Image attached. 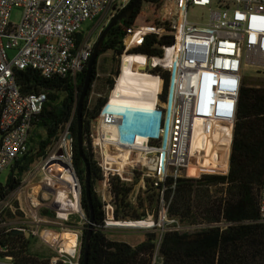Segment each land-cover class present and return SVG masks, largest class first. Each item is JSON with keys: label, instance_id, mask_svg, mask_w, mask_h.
<instances>
[{"label": "built area", "instance_id": "1", "mask_svg": "<svg viewBox=\"0 0 264 264\" xmlns=\"http://www.w3.org/2000/svg\"><path fill=\"white\" fill-rule=\"evenodd\" d=\"M131 1L0 0V174L10 170L27 153L33 123L47 102L45 93L23 94L16 82L15 70L33 69L47 79L67 75L75 78L92 56L96 29L103 23L108 25ZM14 8L24 11L19 25L11 22ZM196 8L203 14L199 19L191 20L189 13ZM89 21L97 23L90 32H85L84 24ZM137 31L140 37L134 44L142 40V30ZM155 32L160 37H171V46L165 47L159 57H141L148 59V71L157 68L166 72L171 82L167 101L162 102L164 115L160 114V132L138 150L139 159L134 162L146 169L145 174L135 171L142 189L145 190L147 182L151 181L161 190L160 225L167 221L174 224V228L162 230L160 244L165 231L185 230L176 220L168 218L167 181L229 173L238 103L246 77L243 71L249 68L264 73V0H164L160 25ZM130 38H134V33L128 41ZM10 51L15 53L13 58ZM156 78L161 83L159 96L164 89V80L160 76ZM107 106L97 122L100 140L109 147L111 143L106 142L105 128L117 125L118 120ZM220 124L227 130L229 127L227 133H222L224 149H227L226 168L206 169L202 165H193V153L200 154L193 148L197 133L200 143L204 144L218 135ZM69 134L67 128L62 137L71 150L73 141L68 139ZM192 169L198 175H193ZM0 184L3 186V190L0 189V238L4 231L13 234L18 229L27 233L23 228L3 222L13 198L6 184ZM174 188L175 184L171 186ZM110 197L109 203L103 199L107 214L101 227L104 232L155 226L149 216L143 221L116 220V207L111 211V219L107 207L114 201L111 194ZM31 203L35 206L34 201ZM144 222H150L149 226H120ZM259 222L264 223V184ZM77 240L73 254L61 248L51 259V264H80L83 235L80 248L78 235ZM7 252L8 246L0 244V254ZM8 259L12 260L11 257ZM157 259L156 255L154 264Z\"/></svg>", "mask_w": 264, "mask_h": 264}, {"label": "trees", "instance_id": "2", "mask_svg": "<svg viewBox=\"0 0 264 264\" xmlns=\"http://www.w3.org/2000/svg\"><path fill=\"white\" fill-rule=\"evenodd\" d=\"M163 2L142 0L129 19L118 22L108 33L84 103V141L87 144L84 150L90 160L95 224L88 264H154L156 255L162 264H264V223L259 222V203L264 184V82L249 85L244 80L238 103L229 173L167 181L169 188L165 200L169 204L168 218L176 220L185 228L184 231H165L160 244L158 234L151 233L144 242L133 246L110 240L101 228L107 217L106 204L97 193L96 185L104 181V171L89 150L92 142L91 124L102 117L109 103L107 95L93 103L90 101L94 85L99 80L100 58L112 53L113 60L118 64L115 72L106 79L108 92H111L115 90V78L120 75L119 61L124 55L149 58L161 56L163 49L172 44L171 37H160L155 32L160 25ZM144 6H148L145 13ZM138 29L142 30V40L127 47L128 38ZM88 63L75 78L67 75L47 79L33 69L15 70L14 76L22 93H45L47 102L33 123L27 153L15 162L6 182V188L11 191L20 186L24 177L39 161L48 157V151L69 128V133L74 135L73 167L82 184L81 207L88 218L87 229L83 231L80 264H83L85 237L91 219V209L84 189L86 166L79 155L77 136L78 97L84 87ZM148 73L164 80L159 100L166 102L170 75L157 68ZM160 120L161 115L156 111L153 123L159 130ZM109 184L116 206V220L143 221L148 216L145 213L148 205L155 206V211L158 207L155 215L159 217L161 190L155 187L154 182H147L146 189L135 203L129 199L132 186H128L122 178L109 177ZM173 184L175 188L171 189ZM0 189L3 190L1 184ZM44 213L48 211L44 210ZM25 217L23 208L11 205L4 214L3 222L9 223L10 220ZM29 242L21 234L13 235L12 232L4 231L0 244L8 246V252L0 254V257H11L16 264H48V261L40 262L27 253Z\"/></svg>", "mask_w": 264, "mask_h": 264}, {"label": "rangeland", "instance_id": "3", "mask_svg": "<svg viewBox=\"0 0 264 264\" xmlns=\"http://www.w3.org/2000/svg\"><path fill=\"white\" fill-rule=\"evenodd\" d=\"M147 10H148V6H144V13ZM23 13L24 11L22 8H14L11 14V22L13 24L19 25L22 21ZM202 14L203 11L199 8H196L190 11L189 18L191 20H197L200 18ZM96 23L97 21L87 22L86 24H84L83 30L85 32L87 31L90 32L94 28ZM106 26L107 23H103L102 25L99 26V28L96 29V32L94 33L93 36L95 42H97L101 32ZM139 37H140V32L135 31L134 38H130L129 41H127V47H130L132 44H134V41L137 40V38ZM9 54L11 58H13L15 55V53L12 51H10ZM130 56L141 57V55L140 56L130 55ZM143 58H145L146 61L145 67L144 69H137L136 73H142L154 78V76L147 73L149 68L148 59L146 57ZM122 62H123V57L120 58L119 61L120 76L115 78L116 80L115 90L108 92L106 79L115 72L118 64L116 61L113 60L112 53L105 54L100 58L99 80L95 83L90 97V101L92 103L95 102V100L98 99L99 97H105L106 95L109 97V102H110L111 98H113L114 96V93H116L117 90H120V88L117 87L119 84L123 83L124 81L126 82L128 81V83H130V80L128 79L129 74L127 72L130 65L129 63L126 62L122 64ZM243 73L246 76L245 79L246 81L249 82V85H252L253 83L256 82L257 83L264 82V73H261L260 71H255L253 69L247 68L244 69ZM153 84H155V82H153ZM120 93H122L124 96H128V94H125L122 91H120ZM129 108L131 110L130 115H127V113H125L124 111L109 110L111 113L114 114V116L118 120V123L116 125L118 127L117 129L118 133L115 135V140L111 143L109 147H106V143L103 144V142L100 140L98 133V131L100 130V124L98 122H93L91 124L90 138L92 142L91 145L89 146V150L92 153L94 160L97 161L104 170V181L96 185V190L97 193L100 196H102V198L108 203L111 201V197L109 194L110 193L109 177L118 176L122 178V180L128 186H132L133 191L129 196V199L132 203L138 201V196L142 194L144 191L142 189V184L140 179H138L137 176L135 175V171L145 174L146 169L143 168L141 165H138L134 161H138L139 152H140L138 150H142L144 148L146 144L145 141L147 139L144 134L140 133L138 134L137 140H133V137L129 132L130 126L133 129L136 127L138 128V124L136 123L138 119L134 117L135 108L134 107L132 108L131 106L130 107L127 106V110ZM156 110L159 114L164 115V113H162L163 103L159 100V96H158V104L156 106ZM139 122L140 124H142V120H140ZM117 130L115 131V129H113L112 131L117 132ZM62 143L67 144V141L65 140V138L61 136L59 141L56 142L53 145V147L48 151V157L46 159H42L41 161H39L32 168V170L24 177V180L21 183V185L15 188L14 190H12V198H13L12 205H14V207L18 205L20 208H23L25 210L26 217L23 219L17 218L10 220L9 223L12 224L11 227L13 226L14 228H23L26 230L27 233L30 234V235H28L27 233L22 234L23 236H25L26 239L30 240L27 253L32 254L40 262L48 261V264H51V259L57 256V252L62 248V243L57 242L54 245H50L43 238V234L50 231L58 232V233L71 231L80 237L79 240V248H80L83 231L87 229V224H88V218L81 207V195H79V191L77 189L79 186L78 184L76 186H72L68 184L70 178L75 176V171L73 167V157H72L73 150L72 149L70 150L69 145L68 148L65 146L61 147ZM59 151H63L62 156L58 155ZM224 155L225 156L222 157V155L215 154L209 150L205 152H201L197 165L199 166L202 165V167H206V169H223L226 163L225 162L226 154ZM49 160L54 161V163L51 166L46 167V164ZM125 161H130V162L129 163L127 162L125 164ZM67 162H69L70 168L66 166ZM62 169H64L65 171H69L71 169L70 170L71 174L69 175L68 178H66L65 175L62 173ZM9 173L10 170H6L0 174L1 183L6 184L9 177ZM191 173L193 175H198L197 171L193 169ZM53 180L55 181L54 183ZM61 181L64 182L65 184L64 183L61 184ZM45 183L48 186L51 185V188L46 187ZM62 185H64V187ZM65 188H67V192ZM70 192L75 196V198L78 199L80 198V212L71 216H69V214L64 211H65V207L67 206H71V207L73 206L75 209L74 204L73 203H71V205L69 203L63 204L64 202L71 201V199L67 200L68 198L67 193ZM54 200L56 201V203L59 204V207L61 203L63 204L61 206V209H58V212H57V207L54 205ZM31 201L35 202V206L31 203ZM114 207H116L114 203L108 204L107 207L108 210L110 209L109 211H110L111 219H112L111 211L113 210ZM161 207H162V203H160L159 211ZM74 209L69 212H73ZM155 209H156L155 206L151 207L148 205V208H146L145 210V213H147L149 216V218L148 216L147 218L155 222V226L153 228H149V229L144 228L138 230L123 229V230H119V232L111 231V232H107V237L110 240L126 242L133 246L144 242L147 235L151 233H157L159 239L162 230L174 228L172 227V225L174 224L171 221H167L168 223L163 224V226H161L159 217H156L155 215V212L158 210V207L156 211ZM44 210H47L48 213L45 214ZM58 213H59V217H58ZM0 264H16V263L6 257H0ZM157 264H162V261L159 258L157 259Z\"/></svg>", "mask_w": 264, "mask_h": 264}, {"label": "bare ground", "instance_id": "4", "mask_svg": "<svg viewBox=\"0 0 264 264\" xmlns=\"http://www.w3.org/2000/svg\"><path fill=\"white\" fill-rule=\"evenodd\" d=\"M125 62L129 63L131 66V69L128 71L129 77L128 79L130 80V83H128V81H124L123 83L119 84L117 87L120 88V90H117L116 93H114L113 98H111L110 102L108 103L107 106V110H114V111H124L125 113H127V115H130V108L127 110V106L128 107H134L135 111H134V117H136L137 120V124H138V128L136 131L130 126V133L131 136L133 137V140H137L138 134L142 133L146 136V141L145 143L148 141V139L150 137L153 136H157L160 132L159 129L154 127V116L156 113V106L158 104V93L160 91V80H158L157 78H153L150 77L148 75L142 74V73H136L137 69H144L146 61L145 58L143 57H135V56H124L123 57V62L122 64H124ZM153 82H155V84H153ZM117 88V89H118ZM120 91L124 92L125 94H128V96H124L122 93H120ZM133 113V112H132ZM129 117V116H128ZM140 120H142V124H140ZM113 129H115V131L118 129V127L116 125L111 126L109 128H105L106 131V137H107V143H112L115 140V135L118 133L112 131ZM218 135H216L214 138H211L210 140L207 139L205 141V143H200L199 141V134L197 133V137H196V141L194 142V151L199 152L201 154V152H205L207 150L215 153V154H220L222 155V157H224L227 152V149H224V141L222 139V133H227V127L225 125H219L218 126ZM227 130V131H226ZM226 131V132H225ZM120 139V138H119ZM116 144V143H115ZM67 147L68 148V144L66 143H62L61 147ZM198 155H192L191 157V161L192 164L195 166H199L197 165L199 156ZM113 158V157H111ZM128 161H125V164ZM124 164V165H125ZM67 166L70 168V164L69 162H67ZM226 168V163L223 167V169ZM71 170V169H70ZM65 171L64 169H62V173L65 175L66 178L69 177V175L71 174V171ZM50 178V177H49ZM50 181V180H49ZM55 181L53 180V183ZM64 183L61 181V184ZM50 184V183H49ZM65 184V183H64ZM72 186H76L78 184V191H79V195H80V185L78 183V180L76 178V176H73L70 178L69 183ZM46 187L51 188V185H47L45 183ZM64 187V185H62ZM66 192H67V188H65ZM68 194V198L67 200L71 199L70 202H64L65 203H69L71 205V203L74 204V207L72 206H67L65 207V211L66 213L69 214V216L71 215H75L78 212H80V198H75V196L70 192L67 193ZM73 200V201H72ZM61 203L60 207L59 204L56 203V201L54 200V205L57 207V212L58 209H61V206L63 205ZM74 209L73 212H69L72 211ZM58 217H59V213H58ZM67 220V219H66ZM150 222H144V223H140V224H132V225H120V226H149ZM43 238L46 240L47 243L54 245L57 242L62 243V248L70 253L73 254L75 248L77 247V235L71 231H65L64 233H58V232H46L43 234Z\"/></svg>", "mask_w": 264, "mask_h": 264}, {"label": "water", "instance_id": "5", "mask_svg": "<svg viewBox=\"0 0 264 264\" xmlns=\"http://www.w3.org/2000/svg\"><path fill=\"white\" fill-rule=\"evenodd\" d=\"M142 2V0H133L132 3H130L122 12L118 13L112 20L111 22L103 29V31L101 32L91 59L87 65V71H86V77H85V82H84V87L83 90L80 94V97H78V109H77V123H78V129H77V136H78V147H79V155L81 156V158L84 161V164L86 166V179H85V193H86V197L91 209V219L89 220V227H88V232L87 235L85 237V249H84V257H83V264H88L89 263V251H90V242L92 239V235L94 233V228H95V224H94V208H93V201H92V178H91V169H90V160L88 159V157L85 154V141H84V123H83V108H84V103L85 100L88 96L89 90L91 88L92 85V80H93V76H94V71L96 68V64H97V60L98 57L100 55V52L102 50L104 41L108 35V33L112 30V28L120 21L124 20V19H129L131 17V15L133 14V12L135 11V9L137 8V6ZM74 135L72 133L69 134L68 139L73 141ZM58 155L62 156L63 155V151H59ZM54 163V161L49 160L46 164V167L51 166ZM67 166V165H66ZM68 167V166H67ZM78 183L80 185V195L82 194V184L79 181V178L77 177V175L75 174ZM24 232L21 230H14L13 235H17V234H23ZM28 235H30L29 233H27Z\"/></svg>", "mask_w": 264, "mask_h": 264}, {"label": "crops", "instance_id": "6", "mask_svg": "<svg viewBox=\"0 0 264 264\" xmlns=\"http://www.w3.org/2000/svg\"><path fill=\"white\" fill-rule=\"evenodd\" d=\"M126 63H127V62H126ZM129 65H130V64H129ZM130 69H131V66H129L128 71H129ZM128 71H127V72H128ZM123 75H124V74H123ZM134 129H135V131H136V130L139 129V128L136 127V128H134Z\"/></svg>", "mask_w": 264, "mask_h": 264}, {"label": "flooded vegetation", "instance_id": "7", "mask_svg": "<svg viewBox=\"0 0 264 264\" xmlns=\"http://www.w3.org/2000/svg\"><path fill=\"white\" fill-rule=\"evenodd\" d=\"M86 179V178H85ZM84 185H85V180H84Z\"/></svg>", "mask_w": 264, "mask_h": 264}]
</instances>
